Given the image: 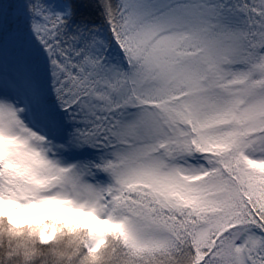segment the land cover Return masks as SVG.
<instances>
[{
  "label": "snow or ice",
  "instance_id": "snow-or-ice-1",
  "mask_svg": "<svg viewBox=\"0 0 264 264\" xmlns=\"http://www.w3.org/2000/svg\"><path fill=\"white\" fill-rule=\"evenodd\" d=\"M0 264H264V0H0Z\"/></svg>",
  "mask_w": 264,
  "mask_h": 264
},
{
  "label": "rangeland",
  "instance_id": "rangeland-1",
  "mask_svg": "<svg viewBox=\"0 0 264 264\" xmlns=\"http://www.w3.org/2000/svg\"><path fill=\"white\" fill-rule=\"evenodd\" d=\"M67 214V213H66ZM21 215L23 216L24 214L23 213H21Z\"/></svg>",
  "mask_w": 264,
  "mask_h": 264
}]
</instances>
